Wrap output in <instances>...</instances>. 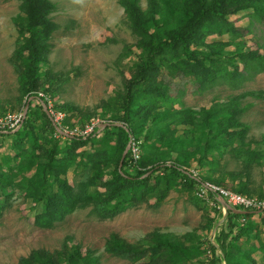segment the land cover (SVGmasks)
<instances>
[{
	"label": "rangeland",
	"instance_id": "obj_1",
	"mask_svg": "<svg viewBox=\"0 0 264 264\" xmlns=\"http://www.w3.org/2000/svg\"><path fill=\"white\" fill-rule=\"evenodd\" d=\"M51 1L55 10L50 16L56 24V31L50 40L52 48L48 62L43 66L44 71H49L48 77L42 81V88L39 89L42 91L37 94L46 95L44 97L52 106L60 108V131H64V137L66 134L83 135L93 124L97 129L96 139L101 140L103 128L107 125L125 127L121 121L122 99L119 96L123 86L121 72L129 78V67L137 61L140 52L135 48L136 39L118 0ZM140 3L145 10L146 0ZM19 5L17 0H0V114L24 112L26 105L29 107L30 104V109H35L38 104L37 99L28 98L20 88L18 73L13 66L14 54L22 42L17 26L19 17L23 16ZM244 16L241 13L230 17L235 27L243 30V35L247 26ZM259 35L257 32L256 35L245 34L243 38L227 37L224 40L212 37L206 41L223 44V40L224 57H228L239 50L256 49L258 43H264ZM124 47L129 49L128 55L124 53ZM263 49H260L261 53ZM170 80L171 95L179 93L178 90L182 92L180 103L174 104L169 117L157 126L150 121L151 117L140 125V141L147 132L156 128L163 130L154 133V137L145 144L143 155L146 154V160L140 169L176 164L198 179L204 178L203 185L218 184L235 193L246 186L242 195L264 200V100L248 96L238 99L236 107L231 101L246 92L264 93V72L239 90L218 85L199 91L189 78L174 77ZM217 104L223 106L219 109L222 115L221 110L232 112V119L246 127L240 138H233L227 144H223L224 137L212 138L208 135V126L213 127L216 123L209 122L206 126L207 113ZM31 121L34 133L41 139L44 148L50 149L51 136L61 148L67 145L65 138L53 135L38 110ZM226 121L222 119L219 125L226 126ZM12 134L0 136V180L7 175L11 179L4 189L0 185V264H18L20 259L37 250L57 256L74 246L79 247L83 255L89 252L97 259V264H151L147 257L133 263L112 256L105 251V245L109 236L116 234L130 245L146 247L153 233L168 235L189 250L200 244L199 250H194L185 264H213L209 246L215 245L214 238L220 225H227L224 202L219 208L207 194L200 192L203 185L188 186L180 180L169 188L165 181L161 182L158 187L162 191L159 193L161 198L157 194L144 197L113 219L101 220L92 214V205H83L51 228L36 227L33 221L34 205L24 196L25 177L33 174L34 169L25 174H20L16 169L19 150L13 146ZM119 136L117 130H113L107 146L101 148L100 145L88 144L76 151L78 156L66 173L67 182L75 193L95 172L93 162L87 168L76 167L77 163L86 162V154L94 153L95 149L105 153L116 144ZM156 137H162L160 143ZM216 140V146L220 149L205 150L209 143ZM80 153L84 155L80 156ZM116 169V159L111 157L107 164H101L99 171L102 172V179H111ZM158 173L161 175L162 172ZM153 183L151 180L150 184ZM249 222L257 225V230L250 237V244L256 248L259 243L264 245L260 218L251 217ZM237 231L234 229L231 235ZM243 241L244 238L240 242ZM244 242L243 249H248ZM219 255L220 252L216 251L215 257ZM253 258L256 264H264V249L260 254H254ZM161 261L158 260L157 264H162ZM59 264H65L64 259ZM216 264L224 263L218 260Z\"/></svg>",
	"mask_w": 264,
	"mask_h": 264
},
{
	"label": "trees",
	"instance_id": "obj_2",
	"mask_svg": "<svg viewBox=\"0 0 264 264\" xmlns=\"http://www.w3.org/2000/svg\"><path fill=\"white\" fill-rule=\"evenodd\" d=\"M17 1L20 2L19 10L23 15L19 17L17 23L22 42L14 54L13 66L18 73L20 88L28 98L37 99L38 104L35 109H30L29 104L23 123L17 131L13 134L0 132V136L7 134L14 136L13 146L19 150L16 169L20 174L34 169L33 174L25 177L24 196L34 205L33 221L36 227L51 228L55 223L62 222L78 206L83 205H92V214L101 220L113 219L144 197L157 194L161 198L159 193L162 191L158 187L163 181L166 182L167 188L176 185L178 180L188 186L204 184V178L198 179L176 164H159L141 170L146 160V154L143 155L145 144L154 137V133L163 130L156 128L147 132L140 141L138 129L149 117L156 126L162 123L169 117L173 105L180 103L182 92L178 90L179 93L174 96L170 93L171 78H189L199 91L218 85L239 90L245 83L264 72V49L262 53L260 52V49L264 48V43H258L254 50L249 48L247 51L239 50L228 57H224L223 53L225 47L223 40L227 37L243 38L245 34L256 35L258 32L264 40V0H146L145 10L142 9L141 0H118L136 39L135 48L140 53L137 61L129 67V78L121 72L123 86L119 96L122 99L121 121L125 127L107 125L103 128L104 136L101 140L96 139V128L86 135L66 134L64 137L56 129L51 116L47 115L43 108L44 104L47 110V100L39 97L37 92L42 91L39 90L42 88V81L48 77L49 71H44L43 66L48 62L52 48L50 40L56 31V24L50 16L55 10V5L51 0ZM241 13L245 14L244 19L247 20L244 35L243 30L235 27L230 20L231 16ZM212 37L222 38L223 44L208 43L206 40ZM129 52V49L124 47V53L128 55ZM163 71L169 78L162 74ZM248 96L264 100L263 92L252 91L243 93L231 101L236 107L238 99ZM221 107L222 104H217L208 111L206 126L209 122L216 123L213 127L208 126V135L212 138L224 137L226 139L223 144H227L233 138H240L246 127L240 126L232 119V112L221 110L224 113L222 115L219 111ZM53 109L61 113L60 108L53 106ZM37 110L46 119L53 135L65 138L67 145L61 148L51 136L50 149L43 147L41 139L34 133L35 128L31 121ZM219 115L223 117H218ZM222 119H227L226 126L219 125ZM60 126L62 130V124ZM113 130H117L120 135L113 147L105 153L101 149H95L94 153L86 154V162L77 163L76 167L87 168L88 164L93 162L95 172L75 193L67 182L66 173L78 156L75 154L76 151L88 144L100 145L101 148L107 146ZM131 139L139 142L140 157L133 163L128 151L119 168V161ZM156 140L160 143L162 137H156ZM217 140L215 143L213 141L209 143L205 150L211 148L218 150ZM83 155L84 153H80V156ZM111 157L116 159L117 169L111 179L103 180L102 172L99 171L101 164H107ZM130 170L133 172H129ZM158 172H162L161 175ZM151 180L154 182L153 185L150 184ZM9 183L11 179L8 175L0 180L3 189ZM98 188L104 191L101 192ZM229 188L233 189L232 186ZM245 189L246 186L239 188L237 194L242 195ZM208 196L221 208L213 192L208 191ZM219 215L222 216V213L219 212ZM254 216L260 218L264 230V209L227 210V225L225 227L223 224L220 225L214 238L215 245L209 246L213 264L218 260L224 264H256L253 255L260 254L264 245L259 243V247L256 248L250 244L252 232L257 230V225L249 222ZM234 229L238 231L232 236ZM255 237L257 238V235ZM242 238L248 249H243V242H240ZM146 244V247L130 245L118 235L111 234L106 241L105 251L133 263L147 257L151 264H157L158 260H162V264H185L192 257L194 250H199L200 245L196 244L189 250L168 235L158 233L150 235ZM216 251L220 252L217 258ZM62 259L65 264H97L95 257L89 252L83 255L77 246L70 250L65 249L57 256L45 251H32L27 257L20 259L18 264H59Z\"/></svg>",
	"mask_w": 264,
	"mask_h": 264
},
{
	"label": "built area",
	"instance_id": "obj_3",
	"mask_svg": "<svg viewBox=\"0 0 264 264\" xmlns=\"http://www.w3.org/2000/svg\"><path fill=\"white\" fill-rule=\"evenodd\" d=\"M39 97L45 98L41 94H39ZM47 112L51 116L53 123L56 126V129L60 132L61 130L60 113L54 111L53 106L51 105L49 100H47ZM23 120H24L23 112L0 114V132L3 133L15 132L17 129L21 127ZM93 128L94 125L92 124L82 134L86 135L92 132ZM128 151H130L132 162L135 163L136 161H138L140 157L139 142L131 139L129 142ZM200 190L202 194H207V195H208V191L213 192L217 200L220 202L221 206L222 203L224 202L231 208H239L244 211L247 210L259 211L264 209V200L249 198L247 196H243L235 192L228 191L217 185H212V184L203 185Z\"/></svg>",
	"mask_w": 264,
	"mask_h": 264
},
{
	"label": "water",
	"instance_id": "obj_4",
	"mask_svg": "<svg viewBox=\"0 0 264 264\" xmlns=\"http://www.w3.org/2000/svg\"><path fill=\"white\" fill-rule=\"evenodd\" d=\"M27 108H28V105H26L25 110H24V112H23L24 117L26 116ZM43 108H44V110L46 111V113H47V115H48V112H47V110H46V106H45L44 104H43ZM17 130H18V129H17ZM17 130H16V131H17ZM60 132L63 133L62 131H60ZM63 134H64V133H63ZM128 150H129V144L127 145V147H126L124 153L122 154V157H121V159H120V165H119V168L121 167L122 162H123V160H124V158H125V156H126ZM223 206H225L226 213H227V210L232 209V208L229 207L226 203H224Z\"/></svg>",
	"mask_w": 264,
	"mask_h": 264
}]
</instances>
